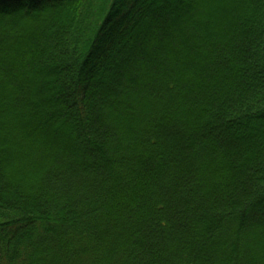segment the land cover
Wrapping results in <instances>:
<instances>
[{
  "label": "trees",
  "instance_id": "1",
  "mask_svg": "<svg viewBox=\"0 0 264 264\" xmlns=\"http://www.w3.org/2000/svg\"><path fill=\"white\" fill-rule=\"evenodd\" d=\"M0 264H264V0H0Z\"/></svg>",
  "mask_w": 264,
  "mask_h": 264
},
{
  "label": "rangeland",
  "instance_id": "2",
  "mask_svg": "<svg viewBox=\"0 0 264 264\" xmlns=\"http://www.w3.org/2000/svg\"><path fill=\"white\" fill-rule=\"evenodd\" d=\"M142 9V8H141Z\"/></svg>",
  "mask_w": 264,
  "mask_h": 264
}]
</instances>
